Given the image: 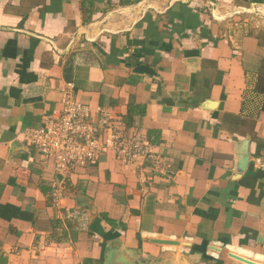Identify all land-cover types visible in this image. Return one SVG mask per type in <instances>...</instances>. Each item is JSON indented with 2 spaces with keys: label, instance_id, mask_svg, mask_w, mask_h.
<instances>
[{
  "label": "crops",
  "instance_id": "crops-1",
  "mask_svg": "<svg viewBox=\"0 0 264 264\" xmlns=\"http://www.w3.org/2000/svg\"><path fill=\"white\" fill-rule=\"evenodd\" d=\"M66 83L160 169L112 151L63 175L41 163L23 136L59 116ZM263 156L264 4L0 0V264H103L114 245L264 264Z\"/></svg>",
  "mask_w": 264,
  "mask_h": 264
},
{
  "label": "built area",
  "instance_id": "built-area-1",
  "mask_svg": "<svg viewBox=\"0 0 264 264\" xmlns=\"http://www.w3.org/2000/svg\"><path fill=\"white\" fill-rule=\"evenodd\" d=\"M61 111L57 118L44 114L38 129L23 136L26 146H33L41 163L51 162L55 172L63 175L74 166L95 165L103 153L112 151L124 164L149 159L160 169L162 161L149 153V145L136 134H125L118 128L107 109L94 110L76 100L74 85L61 89ZM257 169L264 170V156L253 160ZM55 197L61 198L56 190Z\"/></svg>",
  "mask_w": 264,
  "mask_h": 264
},
{
  "label": "water",
  "instance_id": "water-1",
  "mask_svg": "<svg viewBox=\"0 0 264 264\" xmlns=\"http://www.w3.org/2000/svg\"><path fill=\"white\" fill-rule=\"evenodd\" d=\"M136 71L137 72L144 71L148 73L149 69H147L146 67H139L138 69H136ZM32 100L35 99H30L29 101ZM242 149L243 151L240 159V168H239L240 171H244V169L249 163V156L247 154V151H245V144ZM154 243L160 245H170V246H177L179 244L176 241H166V240H156L154 241ZM229 257L245 264H253L250 261H247L245 259H242L234 255H229ZM103 264H188V261L184 257L166 253L161 257H159L158 259L151 260L147 263H141L135 256L129 254L126 250L120 248L118 245H114L113 248L106 253L103 259Z\"/></svg>",
  "mask_w": 264,
  "mask_h": 264
},
{
  "label": "trees",
  "instance_id": "trees-1",
  "mask_svg": "<svg viewBox=\"0 0 264 264\" xmlns=\"http://www.w3.org/2000/svg\"><path fill=\"white\" fill-rule=\"evenodd\" d=\"M238 2L240 4H252V3L264 4V0H238Z\"/></svg>",
  "mask_w": 264,
  "mask_h": 264
}]
</instances>
